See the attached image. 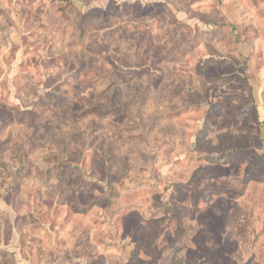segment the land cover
Returning a JSON list of instances; mask_svg holds the SVG:
<instances>
[{"label": "rangeland", "instance_id": "rangeland-1", "mask_svg": "<svg viewBox=\"0 0 264 264\" xmlns=\"http://www.w3.org/2000/svg\"><path fill=\"white\" fill-rule=\"evenodd\" d=\"M262 53L264 0H0V264H264Z\"/></svg>", "mask_w": 264, "mask_h": 264}, {"label": "crops", "instance_id": "crops-1", "mask_svg": "<svg viewBox=\"0 0 264 264\" xmlns=\"http://www.w3.org/2000/svg\"><path fill=\"white\" fill-rule=\"evenodd\" d=\"M263 54V56H262V60H263V58H264V53H262ZM260 67L262 68V73H259L260 75H259V77H261L262 76V74H264V64H261L260 65ZM263 91V90H262ZM261 90L258 92V97L260 98V95H261V92H262ZM254 98H255V96H254Z\"/></svg>", "mask_w": 264, "mask_h": 264}]
</instances>
